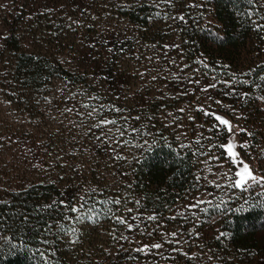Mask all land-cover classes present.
<instances>
[{
    "label": "trees",
    "instance_id": "trees-1",
    "mask_svg": "<svg viewBox=\"0 0 264 264\" xmlns=\"http://www.w3.org/2000/svg\"><path fill=\"white\" fill-rule=\"evenodd\" d=\"M12 2L10 7L0 3V97L8 104L35 117L37 103L52 97L55 81L74 86L91 84L90 80L99 75L114 77L108 54L98 66L88 64L79 74L66 69L58 53L62 32L52 18L43 17L46 9L21 4L24 0ZM132 3H142L126 10L129 22L139 27L138 37L132 35L135 42L151 37L159 43L179 39L185 63L202 76H210L212 82L232 81V87L218 83L222 88L218 94L204 95L193 89L177 92L170 100H135L121 113L115 111L119 103L107 102L105 113L117 121L120 132L128 129L123 136L128 143L107 148L97 141L89 148L88 162L83 160V164L78 156L71 155L78 159L75 164L66 160V154L59 159V152L67 146L62 141L53 142V149L60 150L46 164L44 175L31 181H0V264H45L44 257L47 264H139L144 252L138 248L174 241L168 235L172 232L184 243L175 251L173 264H193L188 253L194 241L217 253L215 264H261L264 187L251 184L247 191L233 187L218 193L212 190L208 169L232 163L225 159L222 149L209 151V146L226 143L229 134L208 131L217 122L198 109L224 117L231 115L230 110L239 114L241 129L247 130L240 133L242 144L247 145L241 148L242 156L256 175L264 176V99L260 98L264 96V79H260L264 77V30L256 27L257 23L264 24L260 19L264 17V3ZM132 128L151 135L132 134ZM197 138L203 148L195 143ZM181 144L191 147L181 148ZM38 148L43 152L44 146ZM197 149L208 155L194 156ZM213 154L219 160L209 162ZM115 199L120 205L105 204ZM196 199L213 202L201 205L209 211L197 210L198 218L185 208ZM217 204L219 208L214 207ZM73 208L79 211L73 212ZM106 208L112 211L106 212ZM153 214L157 220H148ZM117 216L134 225L137 222L131 217L137 216L140 222L129 231L116 222ZM77 217L82 218L77 221ZM71 228L75 233L62 230ZM100 232L109 240L108 250H99L91 243ZM170 245L164 243L165 247Z\"/></svg>",
    "mask_w": 264,
    "mask_h": 264
},
{
    "label": "rangeland",
    "instance_id": "rangeland-1",
    "mask_svg": "<svg viewBox=\"0 0 264 264\" xmlns=\"http://www.w3.org/2000/svg\"><path fill=\"white\" fill-rule=\"evenodd\" d=\"M12 1L0 0V3L10 7ZM24 1L25 3L21 4L30 7L42 5L47 13L43 17L52 18L56 22L59 31L62 32L58 53L61 54L66 69L79 74L81 70L88 69V64L94 68L98 66V62L103 61L108 54L112 60L114 77L94 75L95 79L90 80L91 84L76 83L74 86L63 80L55 81L52 97L37 103L39 105L34 111L35 117L18 110V107L8 104L0 97L2 182L15 183L24 179L31 181L44 175L46 164H49L58 153L55 151L60 150L53 149L51 146L53 142L62 141L67 146L63 151L65 153L59 152V159L66 154V160H71L75 164L78 159L82 163L83 160L88 162L89 148L97 141H100L98 144L101 143L102 146H108L107 148L122 145L124 141L119 135L118 123L97 127L102 120H114L105 113L107 102L119 103L118 109L122 111L129 102L135 100L149 101L154 98L170 100L177 92H188L193 89L204 95L218 94L222 91L218 85L207 92L201 91L204 86L217 82H212L210 76H202V73L195 72L185 63L182 46L177 42L179 39L159 43L153 41L154 38L151 37L147 41L135 42L132 35L138 37L139 27L129 22L126 10L142 4L132 3L136 0H100L98 3L95 0ZM138 1H147L150 5L162 3L161 0ZM260 3H264V0H260ZM175 6L172 7L174 11ZM91 27L96 29L97 33ZM118 40L120 42H117ZM190 79L193 82L189 83ZM197 80L199 84L195 83ZM230 113L231 115L226 118L237 127L234 128L235 136H229L227 141L234 139L240 145L242 144L240 116L234 114L232 110ZM166 116L171 119L173 115L167 112ZM117 140H120V143H117ZM39 146H44L43 152L47 154L39 152L42 151ZM237 151L242 156L241 148ZM71 155L78 156V159L72 158ZM242 158L245 160L243 156ZM250 167L252 168L251 165ZM235 171L233 165L228 166L225 163L211 166L208 176L210 185L213 186L212 190L218 193L224 188H231L226 186L230 181L223 174L233 175ZM99 234L91 243L99 250H108V238L101 232ZM261 237L264 241V233ZM199 242H193L195 244L189 250L188 258L192 259L193 264H215L214 256L217 253ZM183 245V242L176 244L173 241L170 247L163 246L159 250L144 252L139 264H173L175 251ZM200 259L202 261H199ZM261 264H264V257Z\"/></svg>",
    "mask_w": 264,
    "mask_h": 264
},
{
    "label": "snow or ice",
    "instance_id": "snow-or-ice-1",
    "mask_svg": "<svg viewBox=\"0 0 264 264\" xmlns=\"http://www.w3.org/2000/svg\"><path fill=\"white\" fill-rule=\"evenodd\" d=\"M161 2L162 3H167L169 5L171 4V0H161ZM249 15H251V13ZM178 18L181 21L184 20V16L183 15H180ZM260 19H264V17H260ZM256 27H257V30H264V24L257 23ZM216 38L219 39V37H216ZM201 63H203V61H201ZM205 67H208V66L205 64ZM225 67H227V66H225ZM243 75H248V74L245 73ZM215 79H216V77L214 76L213 80H215ZM233 79H237V78L234 76ZM260 79H264V77H260ZM191 82H193V81L190 79L189 83H191ZM195 83L199 84V81L197 80V81H195ZM218 83H223V84H225L226 86H228L230 88L232 87V81L220 80V81H217V83H212V84H208V85L204 86L201 89V91L207 92L211 88H216ZM239 83H246V82L245 81H239ZM232 91L235 92V89L233 88ZM226 94H232V93H226ZM260 98L264 99V96H262ZM216 103L219 104V103H221V101L217 100ZM198 110L203 112V114L205 116H209V117L214 118V120L217 122L216 124H214L212 126V128H209L208 131H210V132L213 131V130H215L217 132L225 131V132H227L229 134L230 137H234L235 136L234 128L237 127V126L233 125L232 122L229 119H227L226 117H224L222 115L216 114L214 111H207L204 108H199ZM115 111L119 112L121 110L120 109H115ZM181 111H182V109H181ZM89 114L91 115V113H89ZM116 124H117L116 120L105 119V120H102L100 122V125H97V127H101V126L106 127L108 125H116ZM127 131H128L127 128H125L124 131H121L119 133L120 137H123L125 135V132H127ZM240 131L247 132L246 129H240ZM137 132H140L141 135H151V133L141 132V130L137 129V128H132L131 129V133L132 134H135ZM248 134L251 135V133H248ZM205 139L211 140L212 138L211 137H205ZM116 142L120 143V140H117ZM124 143H128V141H124ZM145 143H147V141H145ZM195 143L197 145H199L200 148L204 147V145L201 143V140L199 138H197ZM180 147L181 148L191 147V145L181 144ZM246 147H247V145H245V144L238 145L234 141V139H229L226 143H220L218 145L213 144V145L209 146V151H211V148L222 149L223 153H224V156H225V159L229 160L232 163L233 167L236 169V171L234 172L233 175H229L228 173H224L223 174L225 177H227L228 181H230V183L228 185H226L227 187H233V188L239 189L241 191H247L251 184H256V185H258L260 187H264V176L256 175L254 170L250 167V165L242 158V156L240 155V152L237 151L238 148H246ZM197 154L205 155V156L208 155L207 152H199L198 149L193 152L194 156L197 155ZM117 158H120V157H117ZM213 160H219V157L215 156L213 154L212 156L209 157V162L213 161ZM208 171H211V168H209ZM197 179H199V178H197ZM113 203L115 205H120L121 201L119 199H115L114 201L105 202L106 205L107 204H113ZM212 203L213 202L211 200L203 201V200H200V199H196V200H194L193 203H191L189 205H186L185 208L193 216H197V218H198L197 210L198 211H203L205 213H207L209 211V209L207 207L201 208V205H204V204L212 205ZM221 203H223V202H221ZM137 204H139V201H137ZM214 207L219 208L220 205L217 204V205H214ZM71 210L73 212L79 211L78 209H75V208H73ZM111 211H112V209L106 208V212H111ZM128 211L131 212L132 210L129 209ZM97 215H99V214H97ZM180 215H184V213H180ZM81 218L82 217H77L76 219L78 221ZM90 219H95V218H91L90 217ZM115 219H116L117 223L126 225V227L128 228L129 231H133L135 227H138L139 222H140V218L137 217V216H132L131 217V219L133 221L137 222L135 225L132 224V223H128V221L125 218H123V217L117 216ZM147 219L155 221V220H157V215L153 214V215L147 216ZM172 219H175V217H172ZM62 230L71 231L72 233H75V229L74 228L62 229ZM168 235L173 238V240L175 241L176 244H180L181 243L180 240L177 238V233L176 232H172V233H170ZM221 235H223V234H221ZM172 242H173L172 240H169V241H164V242H156V243H153L151 245H147L146 244L142 248H138L137 251H142V252L147 253V252L151 251L152 249L159 250V249H161L164 246V243H172ZM173 250L175 251L177 249H173ZM43 255L44 254L41 253L42 257H43ZM44 259H45V264H47V258L44 257Z\"/></svg>",
    "mask_w": 264,
    "mask_h": 264
}]
</instances>
